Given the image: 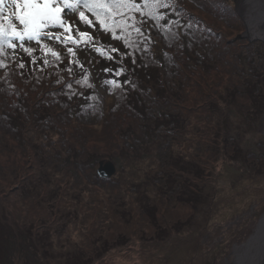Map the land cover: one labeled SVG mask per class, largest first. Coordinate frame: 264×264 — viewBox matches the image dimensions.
Returning <instances> with one entry per match:
<instances>
[{
	"label": "trees",
	"instance_id": "obj_1",
	"mask_svg": "<svg viewBox=\"0 0 264 264\" xmlns=\"http://www.w3.org/2000/svg\"><path fill=\"white\" fill-rule=\"evenodd\" d=\"M163 11L171 31L159 26L162 21L133 13L147 38L142 46L149 51L136 50L131 57L123 56L127 71L119 79L133 82L123 90H110L103 81L115 78L121 53L132 52V48L98 24L89 31L104 55L90 48L79 50L77 58L83 69L73 66L71 75L63 73L62 85L55 83L54 73L63 72L67 58L56 69L48 68L41 74L27 57L23 71L28 75L23 82L15 78L17 91L0 85L6 89L0 93V264H33V260L39 264H92L111 245L171 238L170 233L176 234L179 227L189 222L184 210L178 217L179 206H192L204 199L197 195L192 201L185 194L179 196L186 192L182 178L185 184L191 180L185 175L192 173L200 180L204 162L211 163L225 148L229 155L238 157L239 144L229 132L230 107L238 103L245 122L255 126L257 132L259 127H264L263 41L235 36L245 27L235 10V0H177L176 7ZM86 14L95 21L90 13ZM67 19L71 23L78 16ZM172 21L179 23L172 25ZM77 27L85 30L88 26ZM119 35L116 30V36ZM132 37L139 39L135 32ZM112 47L119 52H110ZM108 53L114 60L106 58ZM105 69H112L113 74L109 75ZM84 75L89 77L92 88L76 83ZM68 83L72 84L71 89L67 88ZM190 127L202 132L203 138H192ZM186 134L193 150L181 149ZM257 145L261 148L258 154L256 150L240 154L241 157L246 154L243 158H247L252 171L250 179L258 182L253 190L261 193L263 137ZM154 148L156 159L165 158L163 165L158 159L161 166L165 167L167 160H174L166 170L169 173L160 169L149 174L153 164L147 165L145 158L125 165L127 160L132 162V157L139 158ZM101 159L115 166L118 159L125 162L117 168L113 166L109 175H102L96 169ZM26 166L33 175L23 178L20 169ZM132 168L141 169L142 176L134 179L119 174ZM36 187L46 191L45 199L36 195L32 200L30 196ZM12 190L16 192L11 194ZM134 193L138 214L128 206ZM44 200L49 201L43 204ZM178 200L180 205L172 206L171 211L164 207ZM23 205L38 215L53 216L51 220H57L58 234H63L65 228L67 237L79 236L78 252H64L66 255L59 263L42 254L40 258L39 252L29 244L31 228L26 229L24 237L19 232L18 215ZM58 205L70 213V218L65 217L63 222L54 216ZM262 210H258V217ZM89 220L92 226L88 225ZM247 220L249 216L239 220V225L232 223L231 233L246 232ZM136 222L139 226H135ZM145 223L149 229L143 230ZM111 228L114 233L110 232ZM92 230L101 241L95 249L85 242ZM252 231L253 228L249 229V233ZM192 235L191 239H178L188 253L204 247L201 232Z\"/></svg>",
	"mask_w": 264,
	"mask_h": 264
},
{
	"label": "rangeland",
	"instance_id": "obj_2",
	"mask_svg": "<svg viewBox=\"0 0 264 264\" xmlns=\"http://www.w3.org/2000/svg\"><path fill=\"white\" fill-rule=\"evenodd\" d=\"M235 4L237 5L236 7H238L239 1L237 4V0H235ZM70 16L71 15L68 17ZM243 18L242 20L244 21L245 19ZM74 20L75 19H73V21ZM243 23H245V21ZM52 31L57 30L52 29ZM244 31L245 27L235 36L245 38ZM249 41H251V39H249ZM262 53H264V41ZM229 115L231 122L229 132L235 136L240 148L238 157L229 155V150L225 148V152L222 151L219 157V154H216L213 158L214 161L211 163L204 162L205 168L204 171H201L202 175L199 176L201 178L200 180L196 179L194 175L192 176V173H190V175H185L191 179L185 184V178H182L181 183L185 186L186 192H182L179 196L185 194L193 201V199L199 195L200 198H204L203 200L196 201L192 206L183 204L180 207L179 200V202L170 201L164 205L169 211L173 208L172 206H179L180 211L178 217L184 214L182 211L184 210L189 218L188 224L182 225L179 227L180 230H177L176 234L170 233L169 235L171 238L164 240H147L141 243H139V241L133 242L130 240L124 246L111 245L104 251L101 258L100 256L97 257L92 264H224L226 261H231L233 259L235 247L249 239L254 232L256 222L258 223V219L264 213V190H262L261 193H256L253 190V187L257 185L258 182H255V180L253 181L249 177V173L252 171L246 162L247 158H243L246 157V154L241 157V154L246 152V150H256V154L261 151V148H257V144L260 138L263 137L264 139V127H259V132L256 131L257 129L255 126L250 127L240 113L238 103L236 106L232 105L230 107V110H228V116ZM190 129L192 138L195 140H201L203 138L201 135L203 133L197 131L196 127H190ZM179 134L180 132L178 135ZM184 138L185 140L181 149L184 151H189V149L193 150L189 134H186ZM156 155L157 153L154 148L152 152H148L147 154L144 152L139 158L132 157V162L127 160L125 165H131L133 162L138 163L139 159L145 158V160H147V165L153 164L148 172L149 174H156L160 169H162L164 173H169V171L166 170H169L174 160H167L165 167H163L160 162L163 165L165 158L163 159L160 157L156 159ZM174 155L176 156V152ZM251 158H253V156H251ZM158 159H160V162ZM200 161L201 160L198 159V162ZM124 162L125 161L118 159L115 166L112 165L109 160L101 159L100 162H97L96 169L100 174L108 175L113 171V166L117 168L120 166L119 164H123ZM28 169V166L20 169V175L23 178L33 175V171ZM140 171L141 169L132 168V170L121 171L122 173L119 172V174L135 179V177L142 176V171ZM202 179L206 184L201 181ZM25 180L28 179L25 178ZM198 182L200 183L198 184ZM196 187H201V191ZM15 192L16 191L12 190L11 194ZM36 195H41L45 199L46 191L36 187L30 196L32 200H34L35 197L37 198ZM135 197L136 193H134V196L129 200L128 206L132 212L138 214L140 210H138L137 205L134 203ZM48 201L49 200H44L43 204H46ZM262 205L263 207L261 208ZM47 209L49 210L48 206ZM260 209L263 210L258 217L257 213ZM162 213L159 211V215ZM54 216L58 217L60 222H63L65 217L70 218V213L66 207L58 205V212L55 213ZM246 216H249V220L246 221V232L237 233L236 235L231 233L233 229H231V224L235 223L239 225V220L245 219ZM52 217L53 216L49 217L43 213L38 215L36 211L26 208V206L23 205V209L20 210L18 215L20 226V231H18L21 232L24 237L26 229L30 227L32 240H30L29 244L32 246V250L39 252L40 258L42 254L44 257L52 258L51 262L55 261V263H59L66 255L64 252L72 254L78 252L81 239L79 236L74 235L67 237L68 232H65V228L63 229V234H58L57 220L53 222L51 220ZM90 220L88 221V225L92 226L93 222ZM139 224L140 223L136 222L135 226H139ZM117 226L118 225H116L115 228ZM143 226V230L148 228L146 223ZM251 228H253V231L249 233V229ZM198 231L201 232L204 247H199L197 250L188 253L187 247H181V243L178 242V239L184 237L191 239L193 237L192 234ZM110 232L114 233L115 231L111 228ZM147 234L148 233L144 235ZM97 236L98 234L92 230L88 238L85 239L86 244L90 245L92 249H95V247L101 243L100 239H97ZM242 238L244 239L242 240ZM111 239H113L112 236ZM29 244L27 245L29 246ZM60 244L63 246L60 247ZM29 250L30 249L27 248V253H30ZM86 251L88 250L86 249ZM182 257H185L183 261L181 260ZM191 257L194 258L191 259ZM31 262H33V264H39L35 260Z\"/></svg>",
	"mask_w": 264,
	"mask_h": 264
},
{
	"label": "snow or ice",
	"instance_id": "obj_3",
	"mask_svg": "<svg viewBox=\"0 0 264 264\" xmlns=\"http://www.w3.org/2000/svg\"><path fill=\"white\" fill-rule=\"evenodd\" d=\"M176 6L177 0H141L140 3L137 0H0V85H7L13 92L17 91L15 78L18 77L23 82L28 75L23 71L26 68L24 57L29 58L30 65L36 66V71L41 74L48 68L56 69L67 58L68 64L63 72L54 73L55 83L62 85L63 73L71 75L73 66L83 69V63L77 58L79 50L90 48L104 55L101 46L97 45L95 37L89 31L94 24H98L105 32L111 31L113 36L124 41L126 47L132 48V52L121 53V61L114 71L115 78L103 81L110 86V90H123L126 85L133 83L128 79H119L127 71L122 62L123 56L131 57L136 50L149 51L148 47L142 46L147 38L138 26L140 21L133 13L157 22L162 21L159 26L171 31L163 10ZM86 13H90L95 21ZM69 15L78 16V19L70 23L67 19ZM178 23L171 22L172 25ZM77 25L88 27L81 30ZM107 25H111V28ZM116 30L120 32L119 36H116ZM133 32L139 39L132 37ZM110 52L119 50L112 47ZM106 58L114 60L110 53ZM132 62L135 63V59ZM105 71L109 75L113 74L112 69ZM88 80L89 77L84 75L76 83L92 88L93 85ZM66 86L72 88L71 83ZM4 91L6 89L0 87V93Z\"/></svg>",
	"mask_w": 264,
	"mask_h": 264
},
{
	"label": "bare ground",
	"instance_id": "obj_4",
	"mask_svg": "<svg viewBox=\"0 0 264 264\" xmlns=\"http://www.w3.org/2000/svg\"><path fill=\"white\" fill-rule=\"evenodd\" d=\"M238 9L245 19V35L264 41V0H238ZM234 257L224 264H264V213L258 219L254 232L234 249Z\"/></svg>",
	"mask_w": 264,
	"mask_h": 264
},
{
	"label": "water",
	"instance_id": "obj_5",
	"mask_svg": "<svg viewBox=\"0 0 264 264\" xmlns=\"http://www.w3.org/2000/svg\"><path fill=\"white\" fill-rule=\"evenodd\" d=\"M236 9H237L238 13L240 14V16H242V14L240 13L238 7H236ZM242 17H243V16H242ZM244 33H245V32H244ZM260 217H261V216H260Z\"/></svg>",
	"mask_w": 264,
	"mask_h": 264
}]
</instances>
